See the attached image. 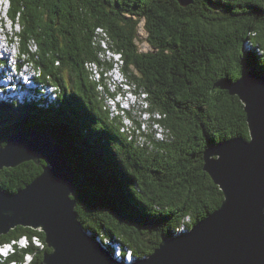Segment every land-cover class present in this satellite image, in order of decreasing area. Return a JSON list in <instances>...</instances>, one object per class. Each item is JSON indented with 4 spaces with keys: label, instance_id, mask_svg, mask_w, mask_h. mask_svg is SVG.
<instances>
[{
    "label": "trees",
    "instance_id": "16d2710c",
    "mask_svg": "<svg viewBox=\"0 0 264 264\" xmlns=\"http://www.w3.org/2000/svg\"><path fill=\"white\" fill-rule=\"evenodd\" d=\"M10 3V16L23 28L22 52L33 63L40 58L41 80L49 77L61 91L59 104L49 108L0 103V146L23 131L51 135L75 171L73 198L87 233L120 247L122 258H148L163 238L192 229L221 207L224 194L205 172L204 156L211 145L250 139L245 102L225 83L238 81L246 66L264 74V0H194L187 7L178 0ZM143 22L153 48L147 53L138 46ZM29 43L39 47L37 56ZM103 45L121 54L129 85L142 99L147 95V108L139 105L134 115L137 139L110 120L86 69L93 62L111 70ZM142 111L150 114L147 131ZM44 165L4 169L0 188L25 189ZM24 235L38 237L34 245L14 241L9 256L11 246L3 248L0 264H30L33 257L38 264L51 252L44 233L21 226L0 236V246ZM28 252L35 256L25 260Z\"/></svg>",
    "mask_w": 264,
    "mask_h": 264
},
{
    "label": "water",
    "instance_id": "95a60500",
    "mask_svg": "<svg viewBox=\"0 0 264 264\" xmlns=\"http://www.w3.org/2000/svg\"><path fill=\"white\" fill-rule=\"evenodd\" d=\"M225 88L245 102L250 139L236 137L205 152L204 170L224 194L221 207L188 233L163 238L147 259L133 264H264V74L246 66ZM42 160L43 173L25 189L12 194L0 188V236L19 226L44 233L51 252L41 264H125L80 222L75 171L63 147L33 130L0 146V172Z\"/></svg>",
    "mask_w": 264,
    "mask_h": 264
},
{
    "label": "bare ground",
    "instance_id": "6f19581e",
    "mask_svg": "<svg viewBox=\"0 0 264 264\" xmlns=\"http://www.w3.org/2000/svg\"><path fill=\"white\" fill-rule=\"evenodd\" d=\"M4 32L0 29V64L3 65L4 61H7V65L4 67L3 70L0 69V71L2 72V75H4V77H5L6 75H9V72L11 71L12 65H15L16 61L14 60L12 47H8L7 50H4V45H5V41H4V38H3ZM13 41L16 44V41L15 40H13ZM31 46H35V48H37L35 43H32ZM103 46H104L105 50L107 49L108 52H109V60H112V66H113L112 67V73H114V78H116L115 81L120 83L121 84V88H123V92H121V91H119V84H111V92H114V99H115L116 103H118L120 106L124 105V106H121V107H123V109H130V103L133 100L132 99V96H133L134 100H138L139 101L140 105H143V106L147 105L146 100L142 99L143 96L139 92H135L131 88V86L129 85L126 77L124 76L123 70L121 68L122 64H123L122 58H121V54L114 53L109 48H106L105 45H103ZM20 49L23 50V47H20ZM26 55L27 56L25 57V59H29V55L27 54V52H26ZM32 64L34 65L35 68L38 67V65L35 62L32 63ZM88 64L89 63L87 62L86 63V69H87V65ZM92 66H96L94 68L92 67L95 73H103L104 72V69H102L101 66L98 65L97 63H93L92 62ZM25 70L26 69H24V71ZM17 76L11 75V77H15V78H17ZM29 77L30 76H28V78ZM31 79L32 78H29L30 81H31ZM55 86H58V85H55ZM46 98L48 100H50V101L53 100V97L51 95H48V97H46ZM5 100L7 101V104L11 105V99L8 98L6 95H5ZM140 100H141V102H140ZM14 104L17 106V103H15V101H14ZM125 105H128L129 108H126ZM132 106H136L135 103H133ZM137 106H139V105H137ZM127 113L128 112H122V119H125V127H132L133 126V116L131 117L130 115H127ZM143 117H144L143 121L146 122V119H149L150 114H146V112L143 111ZM127 121H129V124H127ZM157 128L160 129V127H157ZM157 128L155 127V131H154L155 134H156V130H159ZM148 129H149V125H145V131H147ZM120 131H121V129H120ZM121 133L124 134L122 131H121ZM161 134H162V132H161ZM186 231H187V229H186ZM25 241H26V239H22L19 242V244L20 243H24ZM21 246H24V245H21ZM111 246H112V249H110ZM106 247L110 250L111 253H113V257L115 259L118 260L119 258L123 257L122 254H121L120 247H118V246L115 247V245L113 246L112 244H110V247H109V244H107ZM8 249H9V247L7 246L6 250H8ZM116 252H118V254ZM129 257H130V260H126L125 258H122L120 262L121 263H125V264L126 263L127 264H133L138 259V258H135L131 253H130ZM41 262L38 263V264H41Z\"/></svg>",
    "mask_w": 264,
    "mask_h": 264
},
{
    "label": "built area",
    "instance_id": "2783aa9c",
    "mask_svg": "<svg viewBox=\"0 0 264 264\" xmlns=\"http://www.w3.org/2000/svg\"><path fill=\"white\" fill-rule=\"evenodd\" d=\"M97 39V37L95 38ZM105 49V48H104ZM106 51V50H105ZM104 60L106 63H110L112 65V60H109V52L106 51L104 52ZM87 69L91 74V79L97 84V90L98 93L100 94V98L105 101V108L110 112L109 107H114L116 109L113 113L112 119L116 118H121L122 119V112H130L132 113L133 116V126L132 127H125V119H122V127L121 131L126 134L129 139H137V125L136 122L134 121V115L136 114L137 110L139 109V106H132V103H130V109H123L118 103H116L114 99V92H111V84H119V91L123 92V88H121V84L118 83L113 79L114 73H112V68L111 70H104L103 73H95L94 70L92 69V62L87 65ZM141 92V91H140ZM144 95V100L147 99V95L143 93ZM143 112V111H142ZM139 112V116H141V122H142V128L143 131H145V125H147L146 122L143 121V113ZM121 114V115H120ZM156 136L159 138L161 135L159 134L158 130H156ZM140 141H144L143 139L137 140V144H140Z\"/></svg>",
    "mask_w": 264,
    "mask_h": 264
},
{
    "label": "rangeland",
    "instance_id": "374dc122",
    "mask_svg": "<svg viewBox=\"0 0 264 264\" xmlns=\"http://www.w3.org/2000/svg\"><path fill=\"white\" fill-rule=\"evenodd\" d=\"M6 14H4L3 16H5ZM0 22H1V18H0ZM18 22V21H17ZM18 27H17V30L19 31V28L20 29H22L23 30V28H22V26H20V25H17ZM9 31L11 32V28L9 29ZM147 38H148V34H147V32H146V29H145V23L143 22V23H141L140 24V27H139V40H138V46H139V49H140V51L141 52H144V53H147V52H151V51H153V48L151 47V45L147 42ZM20 42V44H21V40L19 41ZM22 47V46H21ZM29 48L31 49V50H33V52H31V54H36V56L38 55V53H39V47L38 48H35V46H29ZM38 49V50H37ZM27 56V55H26ZM23 59H25L24 57H23ZM38 62H40V58H38V59H36L35 60V63L38 65V67L40 66V64H38ZM93 68L94 67H96V66H92ZM92 68V69H93ZM118 72V71H117ZM113 79L115 80L116 78H114L113 77ZM119 81V80H118ZM113 87V86H112ZM98 96L100 97V94H98ZM132 104L133 103H135V105L137 106V105H140L139 104V101L138 100H134V98H133V96H132ZM102 103H103V105L105 106V101L104 100H102L101 98L99 99ZM140 102H141V100H140ZM121 106H124V105H121ZM125 107L126 108H129L128 107V105H125ZM143 109H146L147 108V105H145V106H143L142 107ZM107 109V108H106ZM109 110H110V112H108L109 113V116H110V119L112 120V121H115V122H117V120L119 121V126H122V124H123V122H122V120H121V118H116V119H112L111 117H113L114 115H113V113H114V111L116 110V109H114V107H109ZM121 115V114H120ZM143 119H144V117H143ZM127 124H129V121H127ZM160 138V140H165L166 139V134L164 135V137H159ZM177 232H179V233H182V232H186V229H181V230H177ZM176 235H178L177 233H175ZM26 242L27 241H25L24 243H20L21 245H25L26 244ZM130 255V254H129ZM127 256V255H126ZM128 258H125L126 260H130V257L129 256H127ZM29 259H30V257H29Z\"/></svg>",
    "mask_w": 264,
    "mask_h": 264
},
{
    "label": "clouds",
    "instance_id": "9594fccd",
    "mask_svg": "<svg viewBox=\"0 0 264 264\" xmlns=\"http://www.w3.org/2000/svg\"><path fill=\"white\" fill-rule=\"evenodd\" d=\"M14 20V19H13ZM99 29V28H98ZM97 29V30H98ZM91 78V77H90ZM92 80V79H91ZM34 237H38L37 235H34V236H27V235H24V236H21L18 240L17 239H13L10 243H5V244H3V245H1L0 246V255L1 256H4V257H6V256H9L11 253H13V250H14V247H12V245H13V242L14 241H20L21 239H23V238H27L29 241H30V243H32L33 245H34V241H33V238ZM100 241H102V239L100 238L99 239ZM43 241V240H42ZM46 243V242H45ZM29 245V244H28ZM27 245V246H28ZM47 245V244H46ZM10 247L11 248V252L9 253V254H7L6 256L5 255H3V248H5V247ZM116 247V246H115ZM33 254L31 253V252H28L27 254H26V257H25V260H26V258H27V256H32ZM33 256H35V255H33ZM120 259H122V258H120ZM140 259H147V257H145V258H140ZM33 261H34V257H33V260L30 262V264H32L33 263ZM15 262H17V261H12V262H10V263H8V264H12V263H15ZM19 263H20V261H19ZM25 263V261H23L21 264H24Z\"/></svg>",
    "mask_w": 264,
    "mask_h": 264
}]
</instances>
